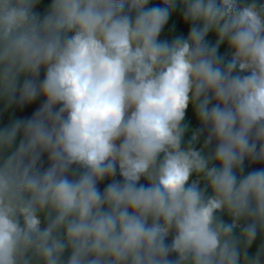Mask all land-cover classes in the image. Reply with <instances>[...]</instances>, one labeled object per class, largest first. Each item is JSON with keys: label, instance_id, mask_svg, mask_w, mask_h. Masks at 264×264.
Listing matches in <instances>:
<instances>
[{"label": "clouds", "instance_id": "obj_1", "mask_svg": "<svg viewBox=\"0 0 264 264\" xmlns=\"http://www.w3.org/2000/svg\"><path fill=\"white\" fill-rule=\"evenodd\" d=\"M254 164L264 0H0V264H264Z\"/></svg>", "mask_w": 264, "mask_h": 264}, {"label": "trees", "instance_id": "obj_2", "mask_svg": "<svg viewBox=\"0 0 264 264\" xmlns=\"http://www.w3.org/2000/svg\"><path fill=\"white\" fill-rule=\"evenodd\" d=\"M182 33H186V26L180 27L179 29ZM38 105V102H34L31 106L28 107L27 111L30 112L31 110H34V108ZM18 115H23V113H19ZM264 167V164H254L251 165L247 170H251V169H256V168H261Z\"/></svg>", "mask_w": 264, "mask_h": 264}]
</instances>
